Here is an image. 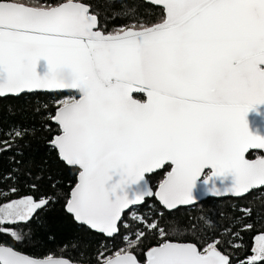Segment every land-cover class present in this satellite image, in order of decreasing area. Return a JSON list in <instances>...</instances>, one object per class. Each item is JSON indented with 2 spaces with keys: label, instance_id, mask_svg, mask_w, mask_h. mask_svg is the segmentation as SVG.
<instances>
[{
  "label": "snow or ice",
  "instance_id": "obj_1",
  "mask_svg": "<svg viewBox=\"0 0 264 264\" xmlns=\"http://www.w3.org/2000/svg\"><path fill=\"white\" fill-rule=\"evenodd\" d=\"M154 3L162 8L155 23L134 19L108 31L87 0H0V97L73 93L56 101L50 119L60 132L50 144L78 168L66 211L110 238L122 236L124 247L100 252L99 264H232L219 238L178 242L158 219L135 213L133 232L125 212L152 196L172 210L202 192L241 197L264 186V127L250 116L264 122V0ZM0 143V151L12 146ZM251 151L260 154L249 158ZM166 165L154 192L146 177ZM51 200L0 204V233L22 240L5 225L29 222ZM149 233L161 239L142 252ZM256 240L240 264H264V233ZM0 264L72 262L0 241Z\"/></svg>",
  "mask_w": 264,
  "mask_h": 264
},
{
  "label": "trees",
  "instance_id": "obj_2",
  "mask_svg": "<svg viewBox=\"0 0 264 264\" xmlns=\"http://www.w3.org/2000/svg\"><path fill=\"white\" fill-rule=\"evenodd\" d=\"M87 2L100 14L108 31L134 19L155 23L162 13V8L143 0ZM129 9L134 11L125 15ZM72 94L27 93L0 98V141H8L12 145L0 151V193L6 194L0 195V204L26 196L37 201L41 197H52L29 222L5 225L21 231L22 240L15 241L9 234L0 233V241L33 257L62 256L73 262L99 264L100 252L107 255L124 247L122 236L106 238L77 224L65 211L78 170L60 161L55 148L49 145L53 135L59 131L50 119V115L55 113L56 101ZM137 98L143 100L144 96ZM21 128L26 130V134L14 137V130ZM4 147L0 143V148ZM163 177L164 172L160 170L147 179L155 189ZM12 188L16 191L12 192ZM245 209L250 211H243ZM133 213L144 216L149 222L158 219L161 227L170 232L169 238L179 242L199 241L203 244L219 238L223 242L221 250L231 254L232 264H240L253 254L255 237L264 233V187L240 198H209L173 211H166L154 198L146 199L132 212L125 213V220L134 232L139 225L132 219ZM249 224L252 227L246 228ZM121 233H125L123 228ZM160 239L158 233H149L143 240L141 251L156 245Z\"/></svg>",
  "mask_w": 264,
  "mask_h": 264
},
{
  "label": "water",
  "instance_id": "obj_3",
  "mask_svg": "<svg viewBox=\"0 0 264 264\" xmlns=\"http://www.w3.org/2000/svg\"><path fill=\"white\" fill-rule=\"evenodd\" d=\"M144 2H146V3H149V4H151V5H154V6H157V7H160L159 5H156L155 3H154V0H143ZM161 8V7H160ZM27 93H71V92H69L68 90H54V91H36V92H26V93H23V94H27ZM21 95V94H20ZM6 96H19V95H14V94H8V95H6ZM6 96H4V97H6ZM0 98H3V97H0ZM145 98V97H144ZM54 115H55V113H54ZM250 116H251V118H252V120H253V123L255 124V123H259L260 125H261V127H264V122H262V121H259L255 116H254V114H250ZM53 121V120H52ZM53 123L58 127V133H56L55 135H53V137L54 136H56V135H58L59 134V132H60V129H59V126H58V124L55 122V121H53ZM49 145L50 146H52L51 144H50V142H49ZM56 150V149H55ZM56 152H57V155H58V158L60 159V161H62L65 165H67L66 164V162H64L61 158H60V156H59V154H58V151L56 150ZM67 166H69V165H67ZM69 167H73V168H76V167H74V166H69ZM77 170H78V168H76ZM163 169V168H162ZM161 169H158V170H156L155 172H153V173H150V174H148L147 176H151L152 174H154V173H156V172H158V171H160ZM171 170V166H170V169L165 173V176H166V174L169 172ZM164 176V177H165ZM77 177H78V173H77V176H76V182H77ZM147 178V177H146ZM164 179V178H163ZM76 184V183H75ZM150 184V183H149ZM75 186V185H74ZM73 186V187H74ZM151 186V185H150ZM72 187V188H73ZM158 187H159V184H157V186H156V188L155 189H153L152 188V190L155 192L157 189H158ZM261 187H264V186H260V187H258V188H255V189H259V188H261ZM72 188H71V190H70V192H69V195H70V193H71V191H72ZM255 189H252V190H255ZM252 190H250L248 193H250ZM248 193H246V194H244L243 196H246ZM243 196H241V197H243ZM151 198H154L160 205H161V207H163L166 211H173V210H176V209H178V208H184V207H190V206H193V205H195V204H197V203H199V202H201V201H203V200H206V199H208V198H240V197H238V196H235V195H233V194H228V193H224V194H221V195H213V194H209V193H207V192H202L201 193V195L199 196V199L198 200H196L195 202H193L192 204H190V205H177V207L176 208H174V209H172V210H168V209H166L161 203H160V201H159V199H158V197H156V196H152V197H148V198H146V199H151ZM67 203V202H66ZM144 203V202H143ZM142 203V204H143ZM142 204H140V205H142ZM66 205V204H65ZM140 205H138V206H140ZM65 211H66V207H65ZM67 212V211H66ZM126 212H127V210H126ZM125 212V213H126ZM69 215H71L72 216V218H73V220L77 223V224H79V225H82V226H85V227H87L88 229H90L91 231H93V232H95V233H98V234H101V235H103L104 237H106V238H110V237H108V236H106L105 234H103V233H100V232H98L97 230H93V229H91L89 226H87V225H85V224H83V223H80V222H77L75 219H74V217H73V214H71V213H69V212H67ZM179 242V241H178ZM25 254V253H24ZM27 255V254H26ZM30 256V255H29ZM33 257V256H32ZM54 258H64V259H68V258H65V257H62V256H53ZM36 258H38V257H36ZM45 258V257H44ZM69 261H71L70 259H68ZM72 262V264H89V263H82V262H73V261H71Z\"/></svg>",
  "mask_w": 264,
  "mask_h": 264
},
{
  "label": "flooded vegetation",
  "instance_id": "obj_4",
  "mask_svg": "<svg viewBox=\"0 0 264 264\" xmlns=\"http://www.w3.org/2000/svg\"><path fill=\"white\" fill-rule=\"evenodd\" d=\"M260 154V152L259 151H251L250 153H249V158H255L257 155H259ZM170 169V165H166L163 169H161V170H163V172H164V176H165V173L168 171ZM164 178V177H163ZM160 183V182H159ZM158 183V184H159ZM209 199V198H208ZM207 200V199H206ZM204 201V200H203ZM202 202V201H201ZM200 203V202H199ZM198 204V203H197ZM196 205V204H195ZM194 206V205H193ZM177 210V209H176Z\"/></svg>",
  "mask_w": 264,
  "mask_h": 264
},
{
  "label": "rangeland",
  "instance_id": "obj_5",
  "mask_svg": "<svg viewBox=\"0 0 264 264\" xmlns=\"http://www.w3.org/2000/svg\"><path fill=\"white\" fill-rule=\"evenodd\" d=\"M258 236H259V235H257V236L255 237V240H254V247H255V245H256V243H257L256 238H257Z\"/></svg>",
  "mask_w": 264,
  "mask_h": 264
}]
</instances>
